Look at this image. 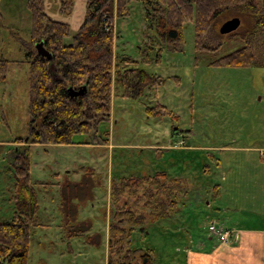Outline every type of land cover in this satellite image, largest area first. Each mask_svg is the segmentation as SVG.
Masks as SVG:
<instances>
[{"label": "rangeland", "instance_id": "374dc122", "mask_svg": "<svg viewBox=\"0 0 264 264\" xmlns=\"http://www.w3.org/2000/svg\"><path fill=\"white\" fill-rule=\"evenodd\" d=\"M43 8L50 18L68 24L70 36L82 20L84 0H73L66 14L58 11L59 0H43ZM228 18L230 15L217 18L213 30L205 35L207 47L216 48L219 44L215 56L236 48L238 41H228L227 37L245 27L243 17H238L239 24L234 30L219 33L220 24ZM29 30L27 0H0V58L9 60L0 81V222L9 220L12 214L10 161L13 147L23 145L13 141L24 138L28 121L25 51L34 50V43H28ZM151 31L138 1L128 3L126 16L113 17V55L123 54L133 60L126 63V67L141 66L154 75L153 86L145 87L137 98H129L122 95L121 87L112 88L111 83L109 120L99 127L96 136L89 132L75 135L71 144L29 145L28 173L36 193V222L41 226L30 231L26 264H106L109 224L122 226L125 231L130 226L124 214L114 217L111 178L118 183L120 178L131 176L137 180L143 173L151 176L163 171L164 182L168 176L179 174L186 177H179L184 184L182 189L193 187L185 190L187 194L177 190L179 201L174 212L177 220L162 218L151 223L147 216L158 211L156 205L151 204L153 199L140 190L132 192L130 183L124 182V191L118 192L114 200L120 206L127 203L135 217L144 215L145 219L139 226L132 227L128 239L125 235L129 245L122 248L120 258H137L146 252L144 249L151 248L155 252L151 264H169V242L183 240L180 234L170 232L183 226L184 215L189 216L188 229L205 233L206 217L211 211L205 200L213 201L199 185L218 182L220 173L203 151H190V156L186 157L185 151L176 149L181 143L169 140L172 136L182 139L178 134L191 128V135L187 137L190 143L229 142L235 134L249 133L252 112L264 107V99L259 101L255 79L247 68L206 66L214 57L210 52L195 57L192 21L183 23L182 42L175 49L158 43L159 39ZM156 55L158 59L153 60ZM103 126L106 135L100 133ZM205 167L208 173H204ZM85 169L93 172L92 181L89 180L92 187L82 188L83 192L77 188L74 190L77 195L71 201L78 204L80 222L76 226L85 228L88 236L92 235L88 242L84 234L65 238L58 210L61 184L64 180L81 181ZM86 191L88 194H83ZM240 196H244L243 190ZM123 206L125 208V204ZM70 214H73L72 206ZM116 218L124 220L117 223ZM91 239L97 245L92 244Z\"/></svg>", "mask_w": 264, "mask_h": 264}, {"label": "trees", "instance_id": "16d2710c", "mask_svg": "<svg viewBox=\"0 0 264 264\" xmlns=\"http://www.w3.org/2000/svg\"><path fill=\"white\" fill-rule=\"evenodd\" d=\"M72 1L59 0L58 11L69 13ZM131 1L141 4L147 27L159 39L158 43L166 47L175 49L182 42L183 23L192 21L195 57L206 52L214 54L207 66L264 65V0H84L82 20L70 36L66 22L52 19L45 13L43 0H27L30 16L28 43L41 42L49 58L41 57L31 48L25 51L28 62V121L24 138L18 137L13 141L23 145L12 149L10 193L13 209L10 219L0 222V264H26L30 231L41 226L36 222V193L28 173L29 145L71 144L75 135L89 132L96 136L99 127L109 120L111 83L112 88L121 87L122 95L129 98H137L145 87L154 85V75L141 66L126 67V63L133 60L123 54L113 55V17L126 16ZM226 15L243 17L245 27L227 37L228 41H238L236 48L215 56L219 44L216 48L207 47L205 35L213 30L217 18ZM157 59V55L153 57V60ZM8 62L0 58V81L4 78ZM69 89L79 92L72 94ZM100 133L106 135L104 126ZM92 173L85 169L81 181L64 180L60 186L59 225L67 239L84 234L88 242L92 236L87 235L85 228L76 226L80 222L78 204L71 201L77 195L74 190L79 188L78 191L83 192L92 187L89 181ZM165 176L162 171L151 176L143 173L137 180L131 176L120 178L118 183L110 179L114 217L124 214L130 226L125 231L122 226L109 224L106 264H151L150 249H144L146 252L137 258H120L122 248L129 245L125 235L128 239L132 227L139 226L145 218L140 214H135L140 215L135 217L127 203H123V208L114 198L118 192L124 191V182L130 183L132 192L140 190L153 199L151 204H155L158 211L147 216L151 223L166 218L177 211L179 198L176 196L179 190H184L185 194L186 188L182 189L184 184L179 177L168 176L164 182ZM95 178L98 179L97 174ZM71 206L73 216L70 214ZM120 219L117 223L124 220ZM91 241L97 245L96 241ZM114 247H117L116 251H113ZM135 259L137 261L134 262Z\"/></svg>", "mask_w": 264, "mask_h": 264}, {"label": "crops", "instance_id": "0c3cea01", "mask_svg": "<svg viewBox=\"0 0 264 264\" xmlns=\"http://www.w3.org/2000/svg\"><path fill=\"white\" fill-rule=\"evenodd\" d=\"M239 68L248 69L255 79L257 93H260L259 101L264 99V65ZM252 114L248 122L251 126L249 133L235 134L229 142L190 143L187 137L191 135V128L178 134L183 136L182 139L172 136L169 140L172 143L181 141V147L176 149L185 151L186 157L190 156V151H203L220 173L218 182L211 185L199 182L200 188L213 201L205 200V205L211 209L206 217L205 233L188 229L191 226L189 216L184 215L181 219L183 226L181 224L170 232L171 235L180 234L183 240L169 242V264H264V107ZM203 170L209 172L206 167ZM172 176L186 179L184 175ZM241 190L244 191L243 197L240 196ZM168 218L177 220L174 213ZM209 224L228 231V241L217 239L215 233L207 229ZM147 249L151 250L153 259L154 250Z\"/></svg>", "mask_w": 264, "mask_h": 264}, {"label": "water", "instance_id": "95a60500", "mask_svg": "<svg viewBox=\"0 0 264 264\" xmlns=\"http://www.w3.org/2000/svg\"><path fill=\"white\" fill-rule=\"evenodd\" d=\"M238 24H239L238 17L233 16L231 18L224 20L220 24V26L218 28V32L222 33V34L228 33L230 31L234 30L238 26ZM33 47H34L35 52L38 55H40L41 57L47 58V59L49 58V53L43 48L41 42H35L33 44ZM69 92L73 94V93H78L79 91L75 92V91L69 89Z\"/></svg>", "mask_w": 264, "mask_h": 264}, {"label": "built area", "instance_id": "2783aa9c", "mask_svg": "<svg viewBox=\"0 0 264 264\" xmlns=\"http://www.w3.org/2000/svg\"><path fill=\"white\" fill-rule=\"evenodd\" d=\"M178 143H181V141H179ZM207 229L211 232L215 233V236L217 237V239H219L220 241H228L229 239V232L226 230H222L221 228L215 227L214 224H209L207 226Z\"/></svg>", "mask_w": 264, "mask_h": 264}]
</instances>
